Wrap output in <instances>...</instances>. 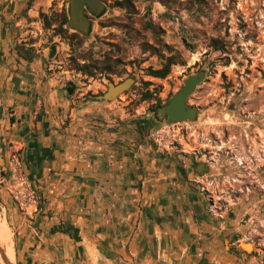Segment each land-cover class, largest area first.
I'll use <instances>...</instances> for the list:
<instances>
[{"label": "rangeland", "instance_id": "obj_1", "mask_svg": "<svg viewBox=\"0 0 264 264\" xmlns=\"http://www.w3.org/2000/svg\"><path fill=\"white\" fill-rule=\"evenodd\" d=\"M100 1L107 10L94 19L90 39L79 34L80 43L55 33L62 12L69 20V0H53L45 12L53 27L45 29L39 18L38 28L31 27L35 33L21 38L14 53L5 52L0 67L6 68L1 79L6 85L19 71L10 73L15 63L37 79L40 112L49 120L45 130L61 145L76 148L83 161L92 151L95 166L104 159L107 207L99 199L91 208L69 206L73 200L66 197L65 208L59 207L60 198L28 177L18 153L10 155L0 136V222L13 240L6 248L13 257L0 258V264L86 263L89 249L86 256L80 239L59 247L55 232L41 226L79 220L110 257L123 248L117 247L116 225L126 238L143 236L138 262L121 264H203L197 245H225L224 239L230 249L231 243L254 245L264 264V0H131V10L118 6L123 0ZM212 39L221 40L224 50L210 48ZM170 56L178 64L169 75L152 76ZM91 61L108 62L116 72L91 77L78 70L77 64ZM202 70L206 77L188 101L198 119L175 125L156 121L157 99L164 106L186 78ZM127 77L135 83L112 102H83ZM148 93L153 98L144 101ZM194 164L208 171L199 166L198 173ZM155 222L159 239L149 237ZM130 252L128 244L127 256Z\"/></svg>", "mask_w": 264, "mask_h": 264}, {"label": "crops", "instance_id": "obj_2", "mask_svg": "<svg viewBox=\"0 0 264 264\" xmlns=\"http://www.w3.org/2000/svg\"><path fill=\"white\" fill-rule=\"evenodd\" d=\"M52 1L0 0V58L3 59L2 56L5 55V52L9 54L14 46L17 47L19 43L21 44L22 39L27 41L25 37H28L29 33H35L31 27L38 28L40 13L47 12ZM13 51L15 52L14 49ZM26 70V67L17 66L16 63L11 64L10 73L13 71H18V73H12L9 79L6 75L5 78L8 80L6 85L5 81H1L6 68L0 67V116L4 118L0 119V136L4 137V143L8 142L7 152L10 155L14 152L18 153L27 169L28 177L35 179V183H46L45 190L60 198L59 207L65 208L63 203L65 197L69 199L67 202L73 200L68 203L69 206L80 207L90 203L89 207L91 208L92 200L99 199L100 205L103 204L107 207L106 200L109 195L107 163L102 162L104 159L100 157L97 161L99 166H95L94 162L96 161H91L92 151L89 154L85 152L86 160L83 161L76 148L66 149L61 145L60 139L55 138L52 132L45 130L49 120L46 119L48 115L45 117L44 112H40L42 101L37 97V93H39L37 79L33 78ZM15 118L16 120L12 121ZM69 157L70 160L66 163V159ZM63 167H67L73 173L70 172L71 174L68 175L53 173ZM50 198L54 200V198ZM55 199L57 200V198ZM104 212H106V208H104ZM58 213L60 212L58 211ZM83 225L80 220L68 225L60 221L41 224L46 232H55L53 241L58 242L57 244L60 245H56L59 247L80 239L82 242L79 245L85 250V255L88 254L85 248L89 249L90 254L86 257V263L83 264H121L120 261L124 262V259L138 262L145 250V248L141 249L143 240L141 234L126 238L124 235L127 233L122 231L123 228L120 230L119 225H116V239L121 240L117 247L123 248L119 251V256L110 257L101 251L98 241L93 236L89 237L87 233L85 234L88 232L87 226ZM153 230L149 237L159 239L161 230L159 222H155ZM205 243L207 241H203L201 246L197 245L199 251L195 253L201 255L199 261L203 264H260L256 254L250 258L248 254L239 252L241 257L238 258L239 260L236 257H231L228 243L223 245L220 241H215L213 244L209 242V247ZM128 244L131 249L130 256L126 254ZM233 246L236 245H231V247ZM253 247L255 251L256 248L254 245ZM67 263L70 264V262Z\"/></svg>", "mask_w": 264, "mask_h": 264}, {"label": "water", "instance_id": "obj_3", "mask_svg": "<svg viewBox=\"0 0 264 264\" xmlns=\"http://www.w3.org/2000/svg\"><path fill=\"white\" fill-rule=\"evenodd\" d=\"M107 10L106 5L100 0H69L68 4V23L70 30L90 39L95 21L100 18ZM51 56V54H50ZM206 72L200 71L198 74L190 75L184 80L183 87L169 100L167 104L159 107L153 112L156 121L165 123L166 125H175L184 122H195L198 119L199 111L188 105L190 96L195 92L197 87L204 81ZM135 77H127L124 81L115 84L109 83L107 91L99 96L88 97L83 100L84 103H110L116 97L124 94L135 83ZM70 87V86H69ZM68 94L71 89L68 88ZM198 173L201 171L197 170ZM244 245H250L251 249H247ZM251 244L239 243L238 246L232 247V251L238 254L243 252L248 254L250 258L255 255ZM1 250V249H0Z\"/></svg>", "mask_w": 264, "mask_h": 264}, {"label": "trees", "instance_id": "obj_4", "mask_svg": "<svg viewBox=\"0 0 264 264\" xmlns=\"http://www.w3.org/2000/svg\"><path fill=\"white\" fill-rule=\"evenodd\" d=\"M131 4H132L131 0H123L121 2H118L119 7L125 8L127 10L128 9L131 10L133 8ZM39 17L44 21L45 29H51L53 27L55 22L50 20L45 13H40ZM67 23H68L67 15L65 12H62L61 21L59 25L57 26V30L55 33H57V35H61L63 38H68L71 41L77 40L80 43L84 42V39L79 34L69 33L68 29L65 28ZM149 25H150V28H153V29L155 28L152 24H149ZM209 47L212 48L214 51L224 50L221 40H218V39H212L209 43ZM226 59L227 60L224 63L225 66L229 64L228 58ZM100 64H102L103 67H100L99 66ZM176 64H178L176 57L170 56L166 58L165 65L159 70L152 71L151 75L157 78L165 79L169 75L172 65H176ZM77 67L80 72H82L85 75L91 76V77L95 76L97 72H103V71H106L109 73L116 72V70H114L112 68V65L108 62L100 63L98 61H91L85 64H77ZM152 98H153V94L148 93L144 96V101L151 100ZM159 107H162V101L160 99H157V104L155 108H159Z\"/></svg>", "mask_w": 264, "mask_h": 264}, {"label": "bare ground", "instance_id": "obj_5", "mask_svg": "<svg viewBox=\"0 0 264 264\" xmlns=\"http://www.w3.org/2000/svg\"><path fill=\"white\" fill-rule=\"evenodd\" d=\"M6 227H7V225H6ZM5 229L6 228H4V226L0 222V249H1L0 250V258L6 259L9 261L13 257V253L10 252L9 255L6 254V248H7V245L9 243H12L13 240H12L11 234L9 232H7V230H5ZM8 230H9V228H8ZM244 247L250 250V245L249 246L244 245Z\"/></svg>", "mask_w": 264, "mask_h": 264}, {"label": "flooded vegetation", "instance_id": "obj_6", "mask_svg": "<svg viewBox=\"0 0 264 264\" xmlns=\"http://www.w3.org/2000/svg\"><path fill=\"white\" fill-rule=\"evenodd\" d=\"M199 166H200V167H203V168H202L203 173H206V172L208 171V167H206V166H204V165L202 166V165H200V164H194V167H193L194 171H197V169H198ZM232 239H233V238H232ZM223 242H224V244H226V243L228 242V240L224 239ZM233 244H234V243H231L230 245H233ZM229 252H230L229 254L231 255V257H236L237 259H238V258H239V259L241 258V257H240V253L237 254V253H235L234 251H232V249H230ZM239 259H238V260H239Z\"/></svg>", "mask_w": 264, "mask_h": 264}, {"label": "built area", "instance_id": "obj_7", "mask_svg": "<svg viewBox=\"0 0 264 264\" xmlns=\"http://www.w3.org/2000/svg\"><path fill=\"white\" fill-rule=\"evenodd\" d=\"M10 162H11V165L14 166L15 168L18 167L19 164H20V163L18 162V160H16L15 158H12V159L10 160Z\"/></svg>", "mask_w": 264, "mask_h": 264}]
</instances>
